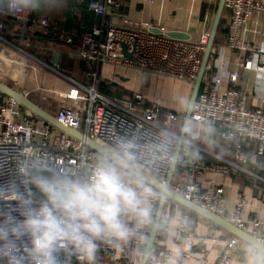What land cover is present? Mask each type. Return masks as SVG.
Segmentation results:
<instances>
[{
    "label": "built area",
    "instance_id": "built-area-1",
    "mask_svg": "<svg viewBox=\"0 0 264 264\" xmlns=\"http://www.w3.org/2000/svg\"><path fill=\"white\" fill-rule=\"evenodd\" d=\"M10 2L5 8V13L18 20L30 22L28 8L19 13H10ZM88 7L98 15L107 16L119 11L122 1L91 0ZM225 7L230 11L227 43L213 48L212 59L205 70L191 114L195 135L185 139L181 153L180 165L186 168L187 177L186 180L173 183L172 188L208 210L225 216L238 227L249 230L264 242V220L245 214V197H240L227 212L224 207V188H206L200 177L206 167L221 173L243 170L249 158L255 159L264 153V103L259 107L247 105V91L231 85L237 82L239 73L232 74L225 86L220 76V71L228 65V53L245 49L239 39L238 28L253 13L264 12V0H226ZM40 24L47 26L48 22L43 19ZM2 27L3 24L0 23V40H4L1 36ZM156 28L158 32L152 30ZM167 32L164 27L149 22L134 26H125L115 21L94 25L84 36V46L77 54L92 64H107L193 85L209 33L202 32L198 39L193 41L171 37ZM70 41L68 39V42ZM6 44L17 54H24L21 55L25 65L21 67L22 76L13 79V82L26 85L27 90L15 88L6 80L0 79L1 81L32 99L60 122L80 130L87 138L94 139L110 149L115 148L120 140L131 141L135 153L134 163L156 178L162 181L165 179L177 144L176 137L179 136L176 128H180L182 123V117L178 113L165 110L163 114L164 109L157 99L147 101L139 92H135L130 101L105 95L98 88L96 73L91 75L94 82L76 81L61 74L52 65L38 60L19 45L7 40ZM123 44L126 45V53ZM244 66L255 68L257 78L264 80V66L253 64V60L246 61ZM33 71L51 77L52 87L34 85L35 81H29L26 77ZM20 73L21 71L18 76ZM162 117L164 122H161ZM211 124L219 125L218 136L225 141L250 138L258 141L257 149L248 155L241 149V144H238L232 150H224L223 157L220 152L207 149L196 140L201 138L202 130ZM173 125L176 128H173ZM167 141H171V144L166 143ZM190 149L196 151L193 162L187 161ZM201 153H207L209 157L214 156L217 162L206 165L201 160H196ZM99 155L86 141L77 140L50 123L43 122L21 106L16 99L7 96L0 99V207L15 203L16 191H13V188L26 195H32L31 186L20 174L22 166L46 162L58 170L86 177ZM228 155L235 158V161H231ZM154 191L155 207L160 195L155 188ZM178 219L174 238L176 242L187 247L183 257L193 259L195 264H209L207 250L203 247L197 248L202 245L203 238L196 235L190 212L183 213ZM148 232L149 230H144L139 237L121 245L100 242L96 264H141ZM244 244L230 234L225 239L216 264H232L237 251L245 250ZM253 253L258 255L254 248L249 247L245 253L247 262L243 260L244 264H250L248 259ZM151 255L150 264H181L160 241H156ZM257 255L254 264H261L262 258L258 260ZM0 264H3V261H0ZM70 264H79V261L73 256L70 258Z\"/></svg>",
    "mask_w": 264,
    "mask_h": 264
},
{
    "label": "crops",
    "instance_id": "crops-1",
    "mask_svg": "<svg viewBox=\"0 0 264 264\" xmlns=\"http://www.w3.org/2000/svg\"><path fill=\"white\" fill-rule=\"evenodd\" d=\"M9 1L11 0H0V23L3 24L1 36L4 38V40H0L1 80L19 78L23 70L21 67L25 66L24 57L21 56L24 54L22 52V54L18 52L20 55L17 54L13 48L6 44L7 40L19 45L39 59H46L48 64L52 65L61 74L76 81L94 82V77L92 78L91 75L96 73L98 83L101 80H106L114 82L124 89L126 85H131L132 75L129 69L107 64H92L84 61L77 54L79 49L84 46V36L92 30L94 25H104L115 21L125 26H134L139 25L141 22H149L155 26L164 27L168 31L188 32L191 36L190 40L194 41L198 39L202 32H210L219 2V0H121L122 8L107 16L98 15L88 7V10L96 16H102V19L90 27L89 31L80 32L79 26L81 29L85 27V21L81 15L86 0H32L31 6L28 7L30 22L7 15L5 8ZM117 15L118 18H116ZM222 17L223 27H227L228 30L219 33L218 37L222 42L220 46L227 43L230 32V11L225 9ZM43 19L47 20V26L40 24ZM35 32H49L50 36L48 38L54 37L44 40L42 36L34 34ZM238 36L245 45V49H237L228 53V65L220 71V76L225 86V82L227 84L232 74L239 73L237 82L231 83V85L247 91V105L249 107H259L264 103V80L257 78L255 68H246L244 65L246 61L253 60V64L264 66V12L257 11L253 13L238 28ZM68 39L71 41L68 42ZM55 53L59 54L58 64L52 63ZM20 71L21 73L18 76ZM83 75H86L87 79H84ZM116 77L122 82H117ZM36 84L35 81L34 85ZM64 87L67 90L65 85ZM170 90L176 96L175 90L169 89V93ZM1 98L3 97L0 95ZM193 129L195 128L193 127ZM214 145L211 147L213 152L219 153L226 150L225 146L220 143ZM201 155L200 157L197 156L196 160L201 159L203 163L208 165ZM210 158V163L217 162L214 156L211 155ZM200 177L203 186L206 188L215 186L224 188L226 199L224 207L227 212L234 207L240 197H245V214L247 216H257L264 220V181H262L264 178V156L257 162L245 164L243 170L237 169L231 173H221L206 167L201 172ZM177 179L176 181L173 180V183L183 181L182 176ZM31 193L32 195L34 193L32 187ZM170 205L171 202L169 201L164 215L168 218V226L166 229L159 231V237L156 241L164 243L171 250L173 257L181 264H195L193 259L183 257V252L187 247L183 243L176 242L174 238L179 223L178 218L189 211H186L178 203L174 205L173 210H170ZM192 219L196 235L203 238L202 245L197 248L203 247L206 249L208 263L216 264L225 245V239L230 236V233L222 227H216L211 221L202 216H192ZM104 257L108 258L107 256ZM232 264H244V261L236 256Z\"/></svg>",
    "mask_w": 264,
    "mask_h": 264
},
{
    "label": "clouds",
    "instance_id": "clouds-1",
    "mask_svg": "<svg viewBox=\"0 0 264 264\" xmlns=\"http://www.w3.org/2000/svg\"><path fill=\"white\" fill-rule=\"evenodd\" d=\"M32 0H11L10 13L31 6ZM194 105L190 104L191 111ZM187 118L177 145L194 136ZM166 143L171 144V141ZM131 141L104 149L86 177L46 162L20 168L33 195L16 191L15 203L0 207V261L3 264H96L99 243L121 244L168 226L155 215L154 187L138 169ZM63 257V259H62ZM152 261L150 244L143 264Z\"/></svg>",
    "mask_w": 264,
    "mask_h": 264
},
{
    "label": "water",
    "instance_id": "water-1",
    "mask_svg": "<svg viewBox=\"0 0 264 264\" xmlns=\"http://www.w3.org/2000/svg\"><path fill=\"white\" fill-rule=\"evenodd\" d=\"M225 1L226 0H219V2H218L214 21H213L211 30L209 32L208 43L206 45V48H205V51L203 54L200 69L198 71L197 77H196L194 84H193V87H192V92L190 95L188 106L190 104H192V105L195 104L198 93L200 91L203 76H204L205 70L207 68V65L211 59L213 48L215 46V38H216V34H217L219 26H220L223 11L225 9ZM152 30L156 31V32L159 31L157 28L152 29ZM167 34L170 35L171 37L179 38V39H190L191 38L190 34L188 32H185V31L172 30V31H168ZM122 46H123L124 52L126 53V45L123 44ZM58 62H59V54L55 53L53 56V59H52V63L58 64ZM0 93L4 94L7 97L16 99L21 104V106L28 109L32 114H34L36 117L40 118L44 122L50 123L54 127H56L58 129L62 130L63 132H66L69 135L73 136L77 140L86 141V143L92 149L97 151L99 154L104 149H110V148L106 147L105 145L95 141L94 139L87 138L84 135V133H82L80 130L75 129L73 127H70V126L60 122L53 114H51L47 110L40 107L32 99H30L29 97H27L26 95H24L23 93H21L20 91L15 89L14 87L10 86L9 84H7L1 80H0ZM188 106H187L185 116L183 118L182 127H183L184 122L187 118L191 119L193 107H192L191 111H189ZM180 135H182V128H181V131L179 133V136ZM183 147H184V143L179 145V146L176 144L175 151H174V154H173L172 159H171V163H170L168 173H167V175L163 181L156 178L152 174L148 173L147 171L143 170L142 168H140L139 166L136 165L138 167V169L144 174L145 179L159 192L160 198H159L158 206H157L156 213H155L156 217L158 219L168 221V218L164 216L165 208H166L167 203L169 201H174V202L180 204L181 206L187 208L188 210L193 211V212L199 214L200 216L208 219L209 221L217 224L218 226L222 227L224 230L228 231L233 236H236L237 238H239L243 242L249 244L252 248H254L258 252V255H257L258 260L261 259L262 257H264V242L263 241L259 240L257 237H255L253 234H251L249 231L238 227L236 224L231 222L225 216H222V215L217 214L211 210H208L207 208L196 203L195 201H192V200L186 198L184 195L175 191L172 188L173 178H174L176 168H177V166L180 165V163L182 161L181 153H182ZM195 155H196V151L194 149H190L187 153V161L193 162L195 159ZM159 231L152 232L151 230H149L147 241L145 243L144 251L147 250V247L150 244V248H151V252H152L153 247L156 244V240H157V236H158ZM141 264H143V259H142Z\"/></svg>",
    "mask_w": 264,
    "mask_h": 264
},
{
    "label": "rangeland",
    "instance_id": "rangeland-1",
    "mask_svg": "<svg viewBox=\"0 0 264 264\" xmlns=\"http://www.w3.org/2000/svg\"><path fill=\"white\" fill-rule=\"evenodd\" d=\"M38 60H41L42 62H45L48 64V61L46 59H43V58L39 59L38 58ZM129 71H131V75H132L131 80H130L131 85H129V86L126 85L125 89L120 86L121 91L122 92L126 91V92L132 93V94L135 92L142 93L145 96V99L147 101L157 99L161 103L162 108L164 110H172V111L178 113L182 117L181 126H180V128H176L174 125L172 127L176 128V130H178V135H179L181 128H182L183 118H184L186 110H187V106H188V102L190 99V95L192 92V86L193 85H190V84L188 85L186 83H183V82L177 81V80L164 79V78L155 77V76H151V75H144V74H142L138 71H134V70H129ZM49 73L51 75L54 74L51 72H49ZM122 73H125V72H122ZM26 78L29 81L30 80L36 81V83H37L36 85H49L50 87H52V85H53V81H52L51 77L49 78L48 76H42L37 71H33L32 73H29V75ZM81 78L82 77L80 76V79ZM83 78L85 79L86 75ZM115 79L119 83L122 82L118 77H116ZM6 81L11 82L12 86H14L15 88H18V89L21 88V89L27 90L26 85L15 84L13 82V80H10V79H7ZM164 84H166V85H164ZM169 89H174L176 96L171 93V90L169 93ZM44 93H46V92H44ZM128 93H126V94H128ZM31 95L32 94H30V96ZM38 98H40V97L38 96ZM161 122H164L163 117L161 119ZM196 141L198 142V144L204 145L201 138L197 139ZM208 146L210 147V149H212L211 147H213L210 145H208ZM220 153H221V156L223 157L224 151L222 150ZM228 156L230 157V155H228ZM230 160L235 161V158L230 157ZM248 245L249 244L245 243L244 244L245 250H238L237 251V254H239V257L241 256V254L243 252L246 253L248 251V248L251 247L250 245L249 246ZM237 254H235V256H238ZM256 255L257 254L253 253V256L249 257L248 260L250 261V264H254ZM244 256H245L244 261L247 262V257H246L247 255H244ZM261 264H264V257H262V259H261Z\"/></svg>",
    "mask_w": 264,
    "mask_h": 264
},
{
    "label": "trees",
    "instance_id": "trees-1",
    "mask_svg": "<svg viewBox=\"0 0 264 264\" xmlns=\"http://www.w3.org/2000/svg\"><path fill=\"white\" fill-rule=\"evenodd\" d=\"M89 1H91V0H86V2H85V5H84V9H83V11H82V15H81V17H82V19H84V21H85V27L84 28H80V26H79V30H80V32H83V31H89L90 30V27H92L94 24H96V23H98V22H100L101 21V19H102V16H96L92 11H90V10H88V4H89ZM225 9H227L226 7H225ZM224 9V10H225ZM226 30H228V28L226 27H223V17L221 18V22H220V26H219V29H218V32H217V34H216V38H215V46H217V47H219L221 44H222V42L220 41V39H219V37H218V35H219V33L220 32H223V31H226ZM34 34H36V35H38V36H42V38L44 39V40H46V39H51V38H53L54 36H51L50 38H48L50 35H49V32L48 33H44V32H40V33H38V32H35ZM83 61V60H82ZM85 61V60H84ZM87 64V63H86ZM88 66V65H87ZM98 88H99V90H100V92H102V93H105V94H108V95H110V96H112V97H116V98H118V99H120V100H132L133 99V94L132 93H128V92H126V91H121V87H119L116 83H114V82H108V81H106V80H101V81H99V83H98ZM126 93H128V94H126ZM0 95L2 96V97H4L5 95L4 94H2V93H0ZM164 112H165V110H163V114H164ZM218 130H219V125L218 124H211V125H209L208 127H206V128H204L203 130H202V133H201V139H202V141H203V143H204V145L207 147V148H209L210 149V147L208 146V145H210V146H215L214 144L215 143H220V144H222L223 146H225V149H230V150H232V149H234V148H236L237 147V145L238 144H241V146H242V150L246 153V154H248V155H250L253 151H255L256 149H257V147H258V141L257 140H254V139H250V138H248V139H245V140H242V139H239V138H234V139H232V140H229V141H225L224 139H222L221 137H219L218 136ZM202 155V158H204L203 160L204 161H206V163L207 164H210V161H211V158L210 157H208L206 154H204V153H201ZM264 156V153L262 154V155H260L258 158H255V159H251V158H249V161H248V163L249 162H252V163H254V162H257L260 158H262ZM199 157H200V155H199ZM199 160H201V159H199ZM187 170H186V168H184L183 166H181V165H179V166H177V168H176V171H175V174H174V178H173V180L174 181H176V180H178L177 178L178 177H181L182 176V180H186V177H187ZM158 202H159V200H158ZM158 202L156 203V205H155V213H156V209H157V206H158ZM171 202V205H170V210H173V208H174V205L176 204V202H174V201H170ZM183 207V206H182ZM186 211H189L190 212V214L192 215V216H194V217H199L200 215L199 214H197V213H195V212H193V211H190V210H188L187 208H185V207H183ZM165 213H166V209H165V212H164V215H165ZM213 223V222H212ZM216 227H220V226H218L217 224H215V223H213ZM160 231H162V229L160 230ZM249 231V230H248ZM228 232V231H227ZM250 232V231H249ZM159 237V233H158V236H157V238ZM242 241V240H241ZM243 242V241H242ZM244 243V242H243ZM249 246V245H248ZM199 247V246H198ZM144 248H145V246H144ZM245 253L243 252L242 254H241V256H240V258L241 259H243L244 260V258H245ZM238 258H239V254H238Z\"/></svg>",
    "mask_w": 264,
    "mask_h": 264
}]
</instances>
